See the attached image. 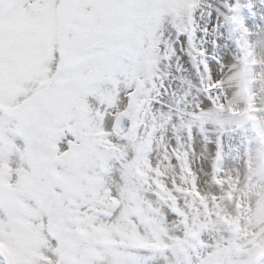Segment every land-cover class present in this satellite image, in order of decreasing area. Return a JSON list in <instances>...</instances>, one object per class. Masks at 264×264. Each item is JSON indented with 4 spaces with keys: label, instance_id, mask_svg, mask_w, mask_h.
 <instances>
[{
    "label": "snow or ice",
    "instance_id": "1",
    "mask_svg": "<svg viewBox=\"0 0 264 264\" xmlns=\"http://www.w3.org/2000/svg\"><path fill=\"white\" fill-rule=\"evenodd\" d=\"M0 264H264V0H0Z\"/></svg>",
    "mask_w": 264,
    "mask_h": 264
}]
</instances>
